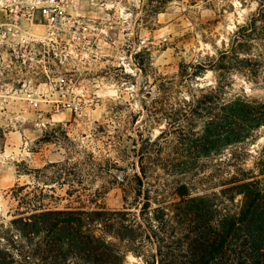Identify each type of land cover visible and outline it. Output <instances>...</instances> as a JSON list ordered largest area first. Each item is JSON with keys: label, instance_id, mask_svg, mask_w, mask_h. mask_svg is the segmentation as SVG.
<instances>
[{"label": "rangeland", "instance_id": "1", "mask_svg": "<svg viewBox=\"0 0 264 264\" xmlns=\"http://www.w3.org/2000/svg\"><path fill=\"white\" fill-rule=\"evenodd\" d=\"M41 1L0 0V250L13 264L40 257L46 232L29 224L42 210H98L83 228L112 242L123 264H160L172 252L154 217L132 225L147 188L149 211L173 209L186 184L210 200L214 227L241 213L240 184L264 182V121L245 112H264L259 0H57L67 15L57 39L41 19L4 34ZM22 44L26 61L15 53ZM173 223L181 264L189 239Z\"/></svg>", "mask_w": 264, "mask_h": 264}, {"label": "trees", "instance_id": "2", "mask_svg": "<svg viewBox=\"0 0 264 264\" xmlns=\"http://www.w3.org/2000/svg\"><path fill=\"white\" fill-rule=\"evenodd\" d=\"M259 2L257 16L264 18V0H259ZM242 30H245L244 27ZM234 43L241 44L239 35H236ZM236 47L233 46L231 52H235ZM245 112L247 116H251L252 120L258 118V123L264 121L263 110L253 112L247 105ZM215 134L218 137L223 135L220 132ZM158 142L159 139H153L150 144L158 145ZM146 148L149 147H142L141 161L144 159V155L149 153L145 150ZM259 162L261 174H264V150ZM190 167L192 164L186 161L177 164V168L182 173L188 172ZM141 170L143 176L146 177L147 172L143 164ZM138 179L142 185V179L139 176ZM240 186L244 194L242 212L236 215H225L218 227H214L210 223L209 214L212 212V206L209 204L208 197L191 196L186 184L176 186L180 200L173 203V209L161 204L149 211L152 191L147 188L144 194L145 201L140 210L142 220L135 217L132 225H137L139 229L143 228V223L153 220L154 217L158 221L157 227H160L162 231L166 230L164 233L171 234L166 238L172 239L170 246L172 252L169 254L160 252V264H179L180 261L174 253L180 251L183 243L180 237L179 240H175L177 229L173 219L184 229L181 232L183 236L189 239L188 251L181 252L185 254V259L181 260V264H264V182L253 176L246 178ZM141 194L140 189L139 195ZM174 212L173 216L171 213ZM98 213V210L87 212L71 208L42 210L35 213L33 215L35 222L27 224L37 228V231L44 230L46 234L40 240L38 252H36L40 257L35 262L25 257L23 264H123L125 256L112 242L83 228L91 220L89 216ZM85 215L88 217L86 218ZM137 228L126 227L134 238L138 235ZM240 232H242V241L239 242ZM146 234L149 237L148 233ZM15 262L13 254L0 250V264Z\"/></svg>", "mask_w": 264, "mask_h": 264}, {"label": "built area", "instance_id": "3", "mask_svg": "<svg viewBox=\"0 0 264 264\" xmlns=\"http://www.w3.org/2000/svg\"><path fill=\"white\" fill-rule=\"evenodd\" d=\"M66 10L57 0H43L37 4H32L25 8L22 14L15 15L10 22L6 23L3 32L7 34H15L18 32V27L23 22L35 23L42 20L46 26L49 39H57L61 24L66 20ZM23 45L15 48L17 56H21L23 61H26L28 50L23 48ZM90 53H94L93 47H88Z\"/></svg>", "mask_w": 264, "mask_h": 264}]
</instances>
